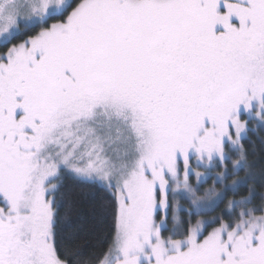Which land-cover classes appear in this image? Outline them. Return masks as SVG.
<instances>
[{
    "label": "snow or ice",
    "instance_id": "6c2138e0",
    "mask_svg": "<svg viewBox=\"0 0 264 264\" xmlns=\"http://www.w3.org/2000/svg\"><path fill=\"white\" fill-rule=\"evenodd\" d=\"M257 130L264 0H0V264H70L65 175L112 193L97 264H264Z\"/></svg>",
    "mask_w": 264,
    "mask_h": 264
},
{
    "label": "trees",
    "instance_id": "16d2710c",
    "mask_svg": "<svg viewBox=\"0 0 264 264\" xmlns=\"http://www.w3.org/2000/svg\"><path fill=\"white\" fill-rule=\"evenodd\" d=\"M249 141V151L255 152V156L250 159L259 161L264 158V143H262L264 130L250 132ZM258 172L259 169H257ZM256 179L259 180L258 174ZM205 185L211 186L212 181ZM256 190L257 193L264 192L259 184L256 185ZM245 194V190L241 189L237 196L230 198L240 199ZM57 200L62 205L59 209L57 224V243L61 250L68 253L70 264H79L80 261H85L86 264H97V260L107 250L111 238L112 193L102 187L65 175L57 193ZM253 203H260L259 196ZM220 207L223 208L224 205ZM219 210L217 209V212ZM183 215L181 213V216Z\"/></svg>",
    "mask_w": 264,
    "mask_h": 264
},
{
    "label": "rangeland",
    "instance_id": "374dc122",
    "mask_svg": "<svg viewBox=\"0 0 264 264\" xmlns=\"http://www.w3.org/2000/svg\"><path fill=\"white\" fill-rule=\"evenodd\" d=\"M209 187H210V186H208V185H204L203 188H202V191H203L204 189L209 188ZM179 203H180L183 207H187V202H186L185 200L180 199V200H179ZM181 213H182V212H181ZM181 213H180V215H181ZM170 227H171V225H170Z\"/></svg>",
    "mask_w": 264,
    "mask_h": 264
}]
</instances>
